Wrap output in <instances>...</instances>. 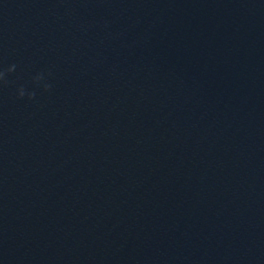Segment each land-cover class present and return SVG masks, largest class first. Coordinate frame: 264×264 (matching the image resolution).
<instances>
[{
    "label": "water",
    "instance_id": "95a60500",
    "mask_svg": "<svg viewBox=\"0 0 264 264\" xmlns=\"http://www.w3.org/2000/svg\"><path fill=\"white\" fill-rule=\"evenodd\" d=\"M0 264H264V0H0Z\"/></svg>",
    "mask_w": 264,
    "mask_h": 264
}]
</instances>
